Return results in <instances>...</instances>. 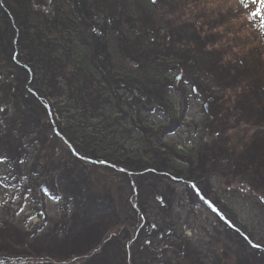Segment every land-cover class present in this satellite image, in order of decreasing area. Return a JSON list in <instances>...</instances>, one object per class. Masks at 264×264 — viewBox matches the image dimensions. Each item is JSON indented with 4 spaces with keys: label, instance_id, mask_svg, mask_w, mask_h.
I'll use <instances>...</instances> for the list:
<instances>
[{
    "label": "trees",
    "instance_id": "16d2710c",
    "mask_svg": "<svg viewBox=\"0 0 264 264\" xmlns=\"http://www.w3.org/2000/svg\"><path fill=\"white\" fill-rule=\"evenodd\" d=\"M204 1L147 0L151 11H145L134 0H0L2 179L15 181V192L69 200L65 217L73 225L107 219L101 237L83 249H60L55 258L48 253L56 243L50 235L32 252L26 239L33 233L1 231L0 224V264H89L100 244L117 239L119 212L138 220L131 241H143L141 231L153 223L140 191L164 212L169 185L187 175L176 165L181 153L164 142L168 128L181 124L175 102L184 88L214 132L221 133L222 123L264 127V51L254 47L250 57H238L251 44L231 33L240 11H210ZM188 4L194 13H187ZM176 75L183 85L172 88ZM233 144L224 143L212 159L239 156ZM235 158L238 168L248 165ZM184 182L202 194L196 183Z\"/></svg>",
    "mask_w": 264,
    "mask_h": 264
},
{
    "label": "rangeland",
    "instance_id": "374dc122",
    "mask_svg": "<svg viewBox=\"0 0 264 264\" xmlns=\"http://www.w3.org/2000/svg\"><path fill=\"white\" fill-rule=\"evenodd\" d=\"M134 2L142 5L145 11L149 9L147 0ZM204 5L210 11L216 10L218 6L240 11L237 19L229 23L233 27L231 33L239 32L238 36L247 38L252 45L248 43L245 51L239 50L236 53L238 57L240 52L242 56L250 57L248 52L254 47L264 51V0H205ZM187 7L188 14L189 11L194 13L192 4ZM187 18L190 16L187 15ZM182 35V40L187 38V33ZM226 38V44H230L228 41L232 37ZM215 50L220 51V47H215ZM228 58L232 57L229 55ZM263 59L261 57L256 60L261 63ZM252 66L247 70L251 71ZM173 76L174 74H170V77ZM175 78L179 79L174 84L170 81L172 88H178L181 83L180 76L176 75ZM185 90L184 88L179 95L181 97L175 102L176 119H181V124L173 130L168 128V123L162 125L169 130L164 142L176 146L175 149L181 153L175 159L176 165L185 168L183 170L187 174L184 181L196 183L202 194L196 192L190 183H171L169 192L164 195L167 202L163 201L164 212H160L163 205L159 204L158 209V202L144 188L140 191L139 203L146 218L153 224L141 231L142 235L139 237L143 241H131L133 229L138 223L134 214L129 213L135 219L130 221L129 217L119 212L121 226H118L117 239L109 238L108 242L100 244L97 258L89 264H264V127L251 128L234 122L233 128H225L222 123L221 133L214 132L217 128L213 126L216 125L211 123V118L204 117L201 103L193 100L189 90ZM227 97L233 101L232 96L226 95ZM259 99L263 100L262 96ZM55 119L57 121L56 116ZM157 122L160 123V120ZM228 141L236 145L239 156L235 158L230 155L232 157L227 159L222 157L225 155L219 154L220 157L213 160V152H222L223 144ZM234 158H241L242 164L248 162V165L238 168ZM2 173L4 172H0L1 231L14 229L33 233L34 236L29 235L26 239L32 252H36L34 249L40 248L45 239L50 238L48 235L56 242L48 252L53 258L55 254H59L60 249L66 252L83 249L102 236L107 224L104 216H93L88 223L77 221L73 225L65 217L69 215V200L59 202L51 197L33 196V192L32 196L30 193L23 194L21 190L15 192V181H4ZM128 193V189H125V197ZM34 197L38 203L33 201ZM128 201L126 199L125 208L129 211L131 207ZM204 202L210 203L217 214L209 210ZM225 221L230 222L233 230L227 228ZM38 229H44L43 233ZM152 234L154 237L144 241V236ZM255 245L258 247H254ZM29 261L32 264V260ZM83 261H68L66 264H82Z\"/></svg>",
    "mask_w": 264,
    "mask_h": 264
},
{
    "label": "snow or ice",
    "instance_id": "6c2138e0",
    "mask_svg": "<svg viewBox=\"0 0 264 264\" xmlns=\"http://www.w3.org/2000/svg\"><path fill=\"white\" fill-rule=\"evenodd\" d=\"M155 2V0H153V3ZM254 247H258V245H255Z\"/></svg>",
    "mask_w": 264,
    "mask_h": 264
}]
</instances>
